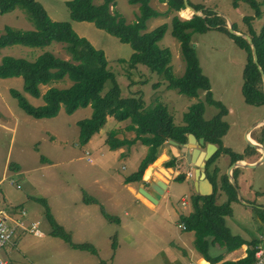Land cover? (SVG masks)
<instances>
[{"label": "rangeland", "instance_id": "1", "mask_svg": "<svg viewBox=\"0 0 264 264\" xmlns=\"http://www.w3.org/2000/svg\"><path fill=\"white\" fill-rule=\"evenodd\" d=\"M36 1L43 5L52 20L69 24L79 36L85 37L96 48L105 52L108 61L107 67L113 72L123 97L140 96L145 107H150L158 102L164 104L173 115L176 124L183 123V114L191 104L205 99V92L203 91H200L197 97L190 98L178 93L175 89L167 88L163 74L152 72L145 65L137 64L135 68L131 69L127 63L120 62L118 59H128L132 53L130 45L120 42L116 37L96 28L90 22L72 20L66 6L68 0ZM114 1L113 11L120 13L127 22H133L136 19L138 5L129 4L127 0ZM256 1L261 13L258 16L247 0H188L190 5L200 9L199 15H202V12L212 13V17L215 18L214 24L222 27L219 29L211 25L204 33L192 34L191 43L195 45V52L203 73L209 78L213 98L220 101L227 109L223 119L227 123L228 129L222 136V141L224 147L230 148L235 153H241V149L247 146L244 132L264 117V102L259 105H249L245 102L242 94V83L246 52L231 39L224 28H227L231 23L238 31L245 34L249 33L250 30L256 33L260 32L264 26V0ZM101 2L103 0H93L94 4ZM150 5L159 12L168 11L166 2L151 0ZM182 11L167 12V16L149 18L146 21L145 29L150 31L160 24L166 23L168 25L159 45L167 47L171 51V65L176 76L182 75L185 63L181 56L179 42L171 35L170 18L177 13L182 18L192 17V13L186 8ZM18 12L19 9H15L0 14V34L3 33L4 30L1 28L5 25L26 30L33 29L32 23L21 11L18 19L15 18V14ZM4 50L15 57L28 59L43 51V49L21 45L9 46ZM45 50H50L64 59L70 58L65 53L61 43L50 45ZM22 84V79L19 77L0 78V177H6L0 185L1 216L12 207L15 216H20L21 212L25 211L26 215L23 219L40 218L45 223V209L37 199L43 197L54 203L56 196L63 195L62 189L68 186L71 190H80L81 196L85 200V197L89 196L85 186L92 182L85 181L86 177L81 175L84 171L92 173L95 170L99 174L100 170L101 183L108 175H112L120 181L121 178L136 171L140 160L146 153V146L137 141L132 146L125 145L113 150L107 143L98 142L100 138L106 141L108 132L111 130L116 131L115 136L119 139H132L135 136L134 131L125 128L129 123L128 119L118 121L112 116H108L100 131L92 136L91 141L94 146L91 142V146H88L87 143L81 145L78 142L79 129L76 123L89 117L91 107L79 108L70 115L61 108L57 116L53 118H33L18 107L17 100L9 93V89L14 88L20 91L32 105L43 104L41 98H35L23 91ZM69 84L68 80L64 83H53L57 87H66ZM112 85L113 82L107 80L102 94L108 91ZM45 89L46 86H41L42 92ZM217 113L216 107L205 104L203 113L205 119H210ZM260 127L261 125L257 126L253 133H258V131L260 133ZM51 136L53 141L50 140ZM102 146L104 147L101 148ZM227 154L229 156L225 153L219 154L217 162L221 161V172L229 180L225 169L230 165L231 159L230 154ZM242 155L247 156L245 153ZM16 161L20 163V166ZM180 161L183 162V159L180 158ZM242 173L246 175L251 188L259 191L257 197L250 200H252L253 210L255 208L260 209L259 206H264V164L257 166V168H250V170L236 169L232 180L234 179L239 185L238 175ZM149 174L148 172L146 176ZM165 177L169 178L167 175ZM237 184L231 182L235 189L236 199L230 203L232 214L225 217L226 225L233 234L243 238L256 237L261 239L260 235L264 238V228L257 221L258 215L255 210L253 214L252 208L245 206L244 200L247 197L241 195ZM164 191L167 201L172 205L177 215L189 212L190 207L188 205L183 206L181 198L183 197L185 201L189 202L190 196L194 194L190 182L182 183L171 180L166 187L162 188V193ZM76 198L77 195H74L73 200ZM226 199L227 196L224 194L222 196L217 195L216 202H225ZM85 202L92 203L90 201ZM162 205L163 203L157 209L159 210ZM36 207L40 210L38 216L33 214ZM18 234L19 230H16L1 249L0 256L4 260L6 252L9 250L16 251L15 243ZM27 237L32 242L35 240L30 234ZM53 241H56L54 248L58 247L57 243L67 247L59 238H55ZM213 250L218 251V248ZM243 251L245 252L244 248L239 249L234 255L240 256ZM54 256L56 258V253ZM11 258H14L13 260L17 263L24 260L23 264H30L22 255ZM104 263L109 264L106 261Z\"/></svg>", "mask_w": 264, "mask_h": 264}, {"label": "trees", "instance_id": "2", "mask_svg": "<svg viewBox=\"0 0 264 264\" xmlns=\"http://www.w3.org/2000/svg\"><path fill=\"white\" fill-rule=\"evenodd\" d=\"M150 1L127 0L129 4L138 5V14L133 22H127L120 13L113 11L114 0H103L100 4H94L93 0H68L66 6L72 20L90 22L96 28L116 37L120 42L129 44L132 49L129 58L118 59L122 63H127L129 68L133 69L137 64L145 65L152 72L163 74L167 88L175 89L178 93L190 98L197 97L200 91L205 92L203 101L191 104L184 112L182 124H176L167 106L160 102L145 107L140 96L123 97L113 72L107 67L105 52L96 48L85 37L79 36L69 24L52 20L43 5L36 0H0L1 15L19 9L33 25V29L29 30L5 26L3 33L0 34V49L15 45L43 49L41 53L29 59L12 55L2 56L0 78H21L23 91L43 100V104L35 106L29 103L20 91L14 88L9 89L11 96L17 100L18 107L36 119L53 118L57 116L61 108L70 115L79 108L90 106V116L76 123L79 129L78 142L81 145L86 144L95 133L100 131L108 116L118 121L128 119L129 124L125 128L134 131L135 136L132 139H119L115 136L116 131L111 130L105 141L113 150L125 145L132 146L137 141L147 148L136 171L124 177L125 183L141 181L145 169L158 158L161 146L169 139L184 144L187 142V135L191 133L196 138H203L205 144L217 145L218 149L206 162V172L213 185V192L206 196L199 193L193 194L190 198L191 211L179 215L178 221L184 224L186 231L193 232V246L206 261L220 262L225 252L246 245L244 257L235 262L223 261L221 264L252 263L255 260L259 239L256 237L245 239L233 234L225 222V217L232 214L230 203L236 199L235 189L225 175L220 177L218 185L217 168L213 169V173H208V167L221 153L230 154V163L243 157L222 144V136L228 129L223 119L227 109L220 101L213 98L209 78L203 73L191 43L192 34L204 33L211 25L219 29L222 27L214 24L215 18L210 12H202V15L195 14L190 18H182L177 13L170 18L171 35L179 42L181 56L185 63L182 75L176 76L171 65V51L159 45L168 25L163 23L150 31L145 29L149 18L167 16V12L185 10L183 0H159L167 3V12H159L152 8ZM247 1L255 9L256 15H260L257 1ZM192 7L197 11L200 10L195 6ZM232 27L237 31L233 25ZM224 30L246 52L242 83L244 100L249 105H259L264 102L262 79L257 65L253 62L250 45L244 37L231 34L227 28ZM247 34L250 35L256 48L258 65L264 71V26L258 33L250 30ZM57 43L63 44L65 53L70 56L69 59L45 50ZM66 80L70 82L66 87L53 85L56 82L64 83ZM107 80H111L113 85L102 94ZM41 86H46L43 92ZM205 104L216 107L218 113L210 119H205L203 117ZM259 130L260 133L258 131L253 136L256 142L262 144L264 143V125ZM246 150L248 153L256 152L249 146H246ZM175 162L176 158L171 156L163 163V166L174 167ZM236 169L238 168L233 170L232 175ZM183 178L184 175L179 174L175 180L182 181ZM220 187L226 193L227 199L218 204L216 195ZM38 200L44 206L52 236L61 238L74 249L96 253L93 246L88 243H73L69 234L53 219L46 200L43 198ZM89 200L91 199L86 196L85 201ZM254 210L259 219L264 222V209L255 208ZM103 215L109 221L115 220L107 213L103 212ZM216 248L218 251L214 252L213 249Z\"/></svg>", "mask_w": 264, "mask_h": 264}, {"label": "crops", "instance_id": "3", "mask_svg": "<svg viewBox=\"0 0 264 264\" xmlns=\"http://www.w3.org/2000/svg\"><path fill=\"white\" fill-rule=\"evenodd\" d=\"M20 11L21 10L15 14L16 19H18ZM5 26L1 29L4 30ZM236 32L245 34L238 30ZM5 48L6 47L0 49V59L4 55H12L7 53L4 50ZM262 120H264V117ZM253 130L251 133H248V137H250L253 142L258 143L254 140L255 136L253 135L255 133H253ZM52 139L53 137L51 136L50 140L53 141ZM91 140L92 137L87 142L88 146H91L90 142L92 146H94ZM99 141L106 143L102 138L98 139V142ZM258 144L264 147V143ZM103 147L104 146L101 148ZM227 149L232 151L230 148ZM119 152L121 153V151H118V153ZM240 152L241 153L238 154L242 155V153H245L247 156L242 155L243 159L237 160L239 163H253L258 161L262 156V152L259 150H256L255 153H248L246 148H242ZM182 155V153L181 155H174L168 142H165L161 146L158 158L145 169L142 180L138 182L125 183L124 177L119 181L112 175H108L103 179V183H101L102 177L99 175L101 172L100 170L99 174H97L95 170H93L92 173L90 171H84L81 175L86 177L85 181L92 182L88 186H85L89 195L87 197L92 200H89L92 202L89 204L82 198L83 196H81L80 190L74 191L68 186L62 189L63 195L56 196L54 203L43 197L38 198L47 200L46 203L48 204L53 219L69 234L73 243H88L95 249V254L87 250L74 249L61 238L52 236L50 234L51 226L46 216L45 223H43L40 218L25 220L23 216L21 219L24 226L29 228L32 223H38L37 228L40 234L34 235L21 226L16 227L15 231L19 230L15 243L16 251L9 250V252H6L5 260L12 264H23L24 260L17 263V261L13 260L14 258H11L17 255H22L30 264H105V261L109 264H186L189 261H195L201 264H221L223 261L235 262L239 260L246 255V245H242L240 248L230 252H223V259L220 262L210 263L206 261L193 246V232L186 231L181 227L183 223L178 221L179 215L181 214L177 215L172 205L167 201L165 195L166 189L163 193H159L156 203L147 199L140 192V188L142 187L153 196V192H155L154 186L157 181H161L166 187L171 180L176 181L175 177L177 175L182 174L184 178L181 182H190L194 194L197 193L194 184L195 180L191 176L190 165H186L185 163L184 165L183 158V162L180 161V156ZM171 156L176 158L175 166L165 168L163 163L168 161ZM217 159L216 157L213 163L208 167V173H213L214 168L218 169L216 177L219 185L220 177L225 174L221 172V161L217 162ZM16 162L20 166V163L18 161ZM262 164H260V166ZM228 167L225 169L226 172L228 171ZM15 168H17L16 165ZM235 168H238V170L241 168L250 170V168L239 165L237 167L235 166L230 171L231 174ZM147 170L150 173L149 176H146ZM19 172H21V170H19ZM164 175H167L169 178ZM238 176L240 185L237 184L234 179L233 181L229 178V182H235V184H237V188L241 195H245L248 199L244 200L246 202L245 206H247V208H252L254 214L252 200L250 199L256 198L259 191L251 188V184L248 182L245 174L242 173ZM160 177L162 179H159ZM232 177L233 175L231 178ZM4 178L6 177H0V185L4 182ZM218 192L217 195H226L221 187ZM74 195H77V198L73 200ZM161 203H163V205L158 210L157 208ZM181 204L183 206L188 205L190 207L189 212L191 211L190 200L187 202L185 198L182 197ZM218 204H220V202ZM258 208H264V206H259ZM39 211L40 210L36 207L33 214L38 216V214H40ZM103 212L113 216L115 220H107ZM3 214L13 219L21 217V215L15 216L13 214L12 207L7 210L6 214ZM257 221L264 228L263 221H261L259 217ZM10 224L14 225L11 221ZM29 234L35 239L33 242L27 237ZM261 236L262 235L259 236L261 239H259L258 246L263 248L264 238ZM55 238L61 239L67 247L57 243L58 247L54 248L53 246L56 241L53 240H55ZM243 248L245 250L243 254L240 256L234 255L239 249ZM55 253L56 258L54 256Z\"/></svg>", "mask_w": 264, "mask_h": 264}, {"label": "water", "instance_id": "4", "mask_svg": "<svg viewBox=\"0 0 264 264\" xmlns=\"http://www.w3.org/2000/svg\"><path fill=\"white\" fill-rule=\"evenodd\" d=\"M185 8H188L192 11V15H199L198 11L195 10L188 2V0H183ZM228 31L231 34L237 35V36H242L244 37L248 44L250 45L251 51H252V57H253V62L257 65L258 71L261 75L262 79V91L264 94V71L261 69V67L258 65L257 61V53H256V48L253 44V41L248 34H240L236 32L232 24L230 23L228 26ZM193 47H195L194 44H192ZM259 125H264V120H261L253 125H251L247 131L246 134L244 135V139L246 142V145L255 149V150H260L262 152L261 158L253 163H239L238 161H235L231 163L228 167L227 175L230 179L231 178V173L230 171L236 166H243L245 168H254L259 166L260 164L264 163V147L258 143L249 141L248 139V133H251V131L256 128ZM168 144L170 145V149L172 150L174 155H181L184 154L186 157V163L190 165V170H191V176L194 178V184L197 189V193L200 195H210L213 191V185L210 182V180L206 176L205 172V166L206 162L212 157V155L216 152L218 149L217 145L213 143H206L204 142L203 138H196L193 134H188L187 135V142L184 144H179L176 141L169 139ZM204 148V149H203ZM165 187V185L161 181H157L154 189L155 192H153V196L148 193L145 189L142 187L140 188V192L142 195H144L147 199L152 201L153 203L157 202V198L159 197V193L162 192V188Z\"/></svg>", "mask_w": 264, "mask_h": 264}, {"label": "built area", "instance_id": "5", "mask_svg": "<svg viewBox=\"0 0 264 264\" xmlns=\"http://www.w3.org/2000/svg\"><path fill=\"white\" fill-rule=\"evenodd\" d=\"M184 204V202H183ZM25 212L22 211L20 218H9L6 215L1 216L0 215V251L5 246V244L11 239L15 228L16 227H23L27 231L33 233L34 235H39L40 232L38 231L37 224L38 223H32L29 228H26L23 224L22 217L25 216ZM10 221L14 223V225L10 224ZM182 228L185 229L184 224L181 225ZM0 264H12L6 260H4L0 256ZM186 264H201L199 262L195 261H189ZM249 264H264V248L257 246V249L255 251V260L252 263Z\"/></svg>", "mask_w": 264, "mask_h": 264}, {"label": "bare ground", "instance_id": "6", "mask_svg": "<svg viewBox=\"0 0 264 264\" xmlns=\"http://www.w3.org/2000/svg\"><path fill=\"white\" fill-rule=\"evenodd\" d=\"M190 13H192V11L190 10V9H188V8H186ZM248 137V136H247ZM248 139H249V141H252L251 139H250V137H248ZM253 142V141H252ZM148 170H147V174H148Z\"/></svg>", "mask_w": 264, "mask_h": 264}, {"label": "flooded vegetation", "instance_id": "7", "mask_svg": "<svg viewBox=\"0 0 264 264\" xmlns=\"http://www.w3.org/2000/svg\"><path fill=\"white\" fill-rule=\"evenodd\" d=\"M180 157L184 159V163L187 165V163H186V157H185V155L183 154V155H182V156H180Z\"/></svg>", "mask_w": 264, "mask_h": 264}]
</instances>
